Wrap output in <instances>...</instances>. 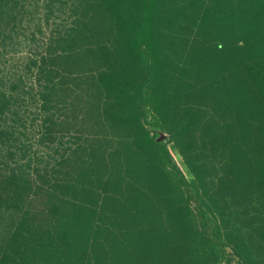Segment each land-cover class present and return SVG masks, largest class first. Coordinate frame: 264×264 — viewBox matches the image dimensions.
Segmentation results:
<instances>
[{"label": "rangeland", "instance_id": "obj_1", "mask_svg": "<svg viewBox=\"0 0 264 264\" xmlns=\"http://www.w3.org/2000/svg\"><path fill=\"white\" fill-rule=\"evenodd\" d=\"M0 264H264V0H0Z\"/></svg>", "mask_w": 264, "mask_h": 264}]
</instances>
